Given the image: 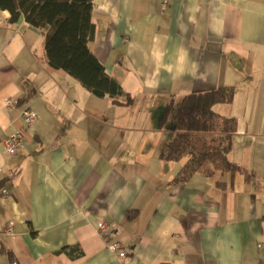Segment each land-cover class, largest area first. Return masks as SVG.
<instances>
[{
	"label": "crops",
	"instance_id": "1",
	"mask_svg": "<svg viewBox=\"0 0 264 264\" xmlns=\"http://www.w3.org/2000/svg\"><path fill=\"white\" fill-rule=\"evenodd\" d=\"M92 1L89 46L130 103L48 66L44 47L33 50L40 30L0 10V264H264V0ZM218 85L234 86L213 107L236 117L239 169L230 180L203 163L173 180L184 158L159 155L163 106ZM18 127L22 145L4 154ZM109 237L131 253L118 256Z\"/></svg>",
	"mask_w": 264,
	"mask_h": 264
},
{
	"label": "trees",
	"instance_id": "2",
	"mask_svg": "<svg viewBox=\"0 0 264 264\" xmlns=\"http://www.w3.org/2000/svg\"><path fill=\"white\" fill-rule=\"evenodd\" d=\"M92 6V0H0V10L8 13V22H16L23 14L26 22L43 33L44 60L48 66L64 69L96 96L107 95L114 102L130 103L132 96L105 71L89 46L95 30ZM234 92L232 85H218L186 92L177 100H166L158 125L162 126L171 112L173 132L164 140L159 155L184 158L173 180L188 179L206 161L220 173L227 172L230 180L239 169L229 157L236 117L221 114L213 107L218 102L232 101ZM215 183L223 187L226 180L216 179Z\"/></svg>",
	"mask_w": 264,
	"mask_h": 264
},
{
	"label": "built area",
	"instance_id": "3",
	"mask_svg": "<svg viewBox=\"0 0 264 264\" xmlns=\"http://www.w3.org/2000/svg\"><path fill=\"white\" fill-rule=\"evenodd\" d=\"M3 102L6 105L13 106L15 103V100L7 96L4 98ZM22 120L25 124H30L32 122L37 121L38 116L35 111V108L32 106H27L22 110L21 113ZM22 137H23V128L18 127L16 129H13L5 135L4 138V145L2 152L4 154H12L18 151L19 147L22 145ZM1 193L6 194L7 189L1 188ZM106 222L103 219H98L95 222V228L100 234L104 237H108L109 234L105 232ZM14 229V221L12 218L8 219L6 224L4 225V230L6 232H12ZM258 246H261V242L257 243ZM107 246L111 249L117 252L118 256H124L128 250V243L127 239L123 238H117V237H109L107 240ZM264 252V251H263ZM12 264H16L17 261L13 259L11 261Z\"/></svg>",
	"mask_w": 264,
	"mask_h": 264
},
{
	"label": "rangeland",
	"instance_id": "4",
	"mask_svg": "<svg viewBox=\"0 0 264 264\" xmlns=\"http://www.w3.org/2000/svg\"><path fill=\"white\" fill-rule=\"evenodd\" d=\"M31 27H34V26L31 25ZM23 28L24 27L22 26V28L20 29L21 32L23 31ZM32 43L34 44L33 45L34 52L36 53V55H39L40 50L43 49V35H41L40 31H38V34L32 33ZM151 117H149V118H151ZM143 118H144V116H143ZM170 119L172 120V113L171 112H170L169 117H167V120L165 121V123L162 126H159V129L154 128V133H155V131H157L158 135H160L162 138H164V136H166V138L171 136V134L173 132V125H172ZM143 122H144V119H143ZM143 134H149L150 135V134H152V130H149L146 133L143 132ZM208 163H210V162L209 161L205 162V164H208Z\"/></svg>",
	"mask_w": 264,
	"mask_h": 264
},
{
	"label": "water",
	"instance_id": "5",
	"mask_svg": "<svg viewBox=\"0 0 264 264\" xmlns=\"http://www.w3.org/2000/svg\"><path fill=\"white\" fill-rule=\"evenodd\" d=\"M132 247V246H131Z\"/></svg>",
	"mask_w": 264,
	"mask_h": 264
}]
</instances>
